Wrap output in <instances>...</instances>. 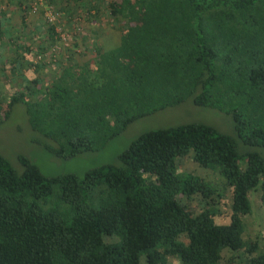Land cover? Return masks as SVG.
Returning a JSON list of instances; mask_svg holds the SVG:
<instances>
[{"label": "trees", "instance_id": "16d2710c", "mask_svg": "<svg viewBox=\"0 0 264 264\" xmlns=\"http://www.w3.org/2000/svg\"><path fill=\"white\" fill-rule=\"evenodd\" d=\"M104 3L121 20L118 43L44 77L23 74L20 57L4 62L11 82H0V121L22 103L44 147L63 157L185 100L226 113L232 132L198 121L145 129L116 163L81 174H44L21 154L16 169L0 154V264H217L224 247L241 250L243 264H264V250L252 254L255 241L241 236L249 190L258 186L264 203V0ZM46 35H57L49 22ZM184 154L230 188L226 221L213 217L215 187L177 169ZM192 195L196 210L183 201Z\"/></svg>", "mask_w": 264, "mask_h": 264}, {"label": "rangeland", "instance_id": "374dc122", "mask_svg": "<svg viewBox=\"0 0 264 264\" xmlns=\"http://www.w3.org/2000/svg\"><path fill=\"white\" fill-rule=\"evenodd\" d=\"M104 4V0H1V13L7 14L4 23L7 29L0 34V66L5 69L0 70V82H11L8 63L12 58L20 57L23 60L21 72L27 77H44L55 63H63L68 58L81 62L89 58L94 46L114 44V39L117 41L121 33V20L108 14ZM47 22L53 25L57 34L51 41L46 35ZM26 44L31 47L29 51H24ZM24 58L29 59L26 62L28 64ZM188 121L204 122L219 131L232 132L231 119L226 113L185 100L133 120L98 149L83 150L73 156L63 157L51 154L44 147L43 139L26 121L23 104L16 102L0 121V154L16 169H20L17 155L21 154L36 164L44 174H81L88 167L116 163V153L142 130ZM237 149L243 151L246 147L237 142ZM262 158L264 161V156ZM176 166L178 170L201 176L215 187L216 193L209 201L217 209L213 217L218 222L226 221L230 188L217 170L198 165L188 154L178 156ZM248 197L250 212L241 216V236L245 242L255 241L254 254L264 250V203L259 200L258 186L249 190ZM183 201L193 210L202 204L198 195L184 198ZM245 261L246 257L241 250L224 247L217 264H243Z\"/></svg>", "mask_w": 264, "mask_h": 264}, {"label": "crops", "instance_id": "0c3cea01", "mask_svg": "<svg viewBox=\"0 0 264 264\" xmlns=\"http://www.w3.org/2000/svg\"><path fill=\"white\" fill-rule=\"evenodd\" d=\"M0 1H1V0H0ZM1 14H3V13H1V10H0V18H3V19H2V22H3V23H6V21H7V20H6V18H7V14H3V15H1ZM113 42H114V44L109 45V46H105V47L107 48V47L115 46V45L118 43V39H117V41H115V39H114Z\"/></svg>", "mask_w": 264, "mask_h": 264}]
</instances>
